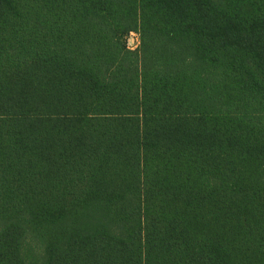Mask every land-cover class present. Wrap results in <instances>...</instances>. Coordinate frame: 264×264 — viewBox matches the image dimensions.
Here are the masks:
<instances>
[{
  "label": "trees",
  "instance_id": "trees-1",
  "mask_svg": "<svg viewBox=\"0 0 264 264\" xmlns=\"http://www.w3.org/2000/svg\"><path fill=\"white\" fill-rule=\"evenodd\" d=\"M0 264H264V0H0Z\"/></svg>",
  "mask_w": 264,
  "mask_h": 264
},
{
  "label": "rangeland",
  "instance_id": "rangeland-1",
  "mask_svg": "<svg viewBox=\"0 0 264 264\" xmlns=\"http://www.w3.org/2000/svg\"><path fill=\"white\" fill-rule=\"evenodd\" d=\"M141 43V37L139 33H132L128 37V45L132 50L139 48Z\"/></svg>",
  "mask_w": 264,
  "mask_h": 264
}]
</instances>
